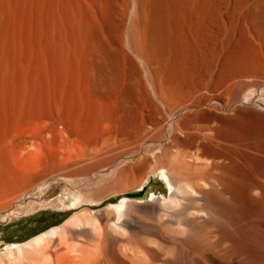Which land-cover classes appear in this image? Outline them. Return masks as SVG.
<instances>
[{
	"label": "bare ground",
	"instance_id": "1",
	"mask_svg": "<svg viewBox=\"0 0 264 264\" xmlns=\"http://www.w3.org/2000/svg\"><path fill=\"white\" fill-rule=\"evenodd\" d=\"M262 93L264 0H0V264H264Z\"/></svg>",
	"mask_w": 264,
	"mask_h": 264
},
{
	"label": "rangeland",
	"instance_id": "2",
	"mask_svg": "<svg viewBox=\"0 0 264 264\" xmlns=\"http://www.w3.org/2000/svg\"><path fill=\"white\" fill-rule=\"evenodd\" d=\"M257 107L264 108V93L257 98ZM163 173L152 175L142 185L140 189L134 191L135 197H126L125 194L114 195L109 201H114L115 205L125 201H136L139 203L153 201L155 199L167 200L170 197V189L167 187ZM150 191L154 192L150 194ZM160 191V193L158 192ZM60 191L54 192V197H60V207H45L35 211L26 212V210H11L8 213L0 212V254L5 252L14 244H23L33 237L40 235L54 226L64 222L70 213L74 214L71 207V196L60 194ZM128 194V193H127ZM131 194V193H130ZM37 197V196H36ZM67 197V198H66ZM17 208L27 204L26 200L21 199ZM37 201V200H36ZM107 205H104L106 207Z\"/></svg>",
	"mask_w": 264,
	"mask_h": 264
}]
</instances>
